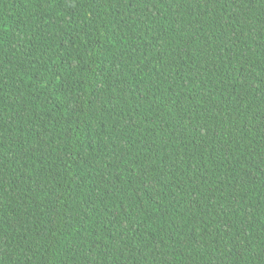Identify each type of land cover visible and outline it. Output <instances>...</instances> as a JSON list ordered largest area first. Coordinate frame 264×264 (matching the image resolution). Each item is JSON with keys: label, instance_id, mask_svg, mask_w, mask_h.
<instances>
[{"label": "trees", "instance_id": "1", "mask_svg": "<svg viewBox=\"0 0 264 264\" xmlns=\"http://www.w3.org/2000/svg\"><path fill=\"white\" fill-rule=\"evenodd\" d=\"M0 264H264V0H0Z\"/></svg>", "mask_w": 264, "mask_h": 264}]
</instances>
